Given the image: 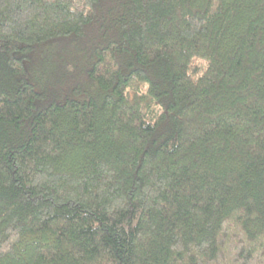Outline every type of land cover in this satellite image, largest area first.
Instances as JSON below:
<instances>
[{"label": "trees", "instance_id": "1", "mask_svg": "<svg viewBox=\"0 0 264 264\" xmlns=\"http://www.w3.org/2000/svg\"><path fill=\"white\" fill-rule=\"evenodd\" d=\"M0 264H264V0H0Z\"/></svg>", "mask_w": 264, "mask_h": 264}]
</instances>
